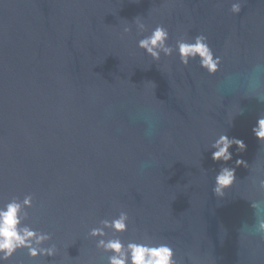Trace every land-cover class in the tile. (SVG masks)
Here are the masks:
<instances>
[{
    "label": "water",
    "instance_id": "water-1",
    "mask_svg": "<svg viewBox=\"0 0 264 264\" xmlns=\"http://www.w3.org/2000/svg\"><path fill=\"white\" fill-rule=\"evenodd\" d=\"M232 2L0 0V200L32 194L28 222L58 249L9 264H106L87 233L120 211L121 239L166 242L177 264H264L253 227L264 219V143L252 132L264 114V0H240L238 15ZM157 24L173 47L206 35L220 72L147 56L137 41ZM219 134L246 149L213 161ZM221 167H235L236 182L217 197Z\"/></svg>",
    "mask_w": 264,
    "mask_h": 264
},
{
    "label": "clouds",
    "instance_id": "clouds-1",
    "mask_svg": "<svg viewBox=\"0 0 264 264\" xmlns=\"http://www.w3.org/2000/svg\"><path fill=\"white\" fill-rule=\"evenodd\" d=\"M240 0L231 3L230 12L238 15L241 12ZM138 34L148 32L147 25L137 16L132 22ZM132 32L131 26L123 28L124 34ZM170 33L166 27L157 24L150 30V34L138 39L137 47L142 49L154 61L176 53L182 65L187 67L190 61H198L199 67L209 76H214L221 70L222 58L216 55L209 44L208 37L197 34L190 39L181 37L173 47L168 43ZM242 112V111H241ZM255 137L264 143V114H261L252 128ZM150 134V133H149ZM235 145L238 151L243 152L246 145L243 140L229 138L226 134H219L211 143L214 149L211 154L213 161L227 163L232 160L229 151ZM248 167L244 160H236V166ZM236 182L235 167H221L215 176L213 192L217 197H223L225 190ZM259 190L264 191V180L259 181ZM33 207V195L26 194L23 199L13 196L7 200H0V264H9L19 251H25L27 257L36 261L40 257L55 258L57 246L50 243L52 234L42 231L29 223V209ZM252 209H256V201L251 202ZM129 215L120 211L118 216L111 219H101L99 226L92 227L87 235L96 241L95 247L106 254V264H177L173 247L166 242L148 243L143 240L121 239L120 234L128 231ZM255 232L264 239V219L257 217L253 226ZM112 233L111 235L109 233Z\"/></svg>",
    "mask_w": 264,
    "mask_h": 264
}]
</instances>
